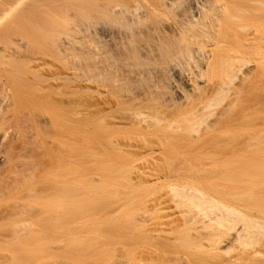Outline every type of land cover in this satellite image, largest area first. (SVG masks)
Here are the masks:
<instances>
[{"label":"bare ground","instance_id":"6f19581e","mask_svg":"<svg viewBox=\"0 0 264 264\" xmlns=\"http://www.w3.org/2000/svg\"><path fill=\"white\" fill-rule=\"evenodd\" d=\"M263 86L264 0H0V221L20 239L80 203L87 128L106 166L131 167L132 151L176 169L257 166ZM179 194L218 223L234 214ZM251 222L237 238L264 233ZM20 243L4 261L37 264Z\"/></svg>","mask_w":264,"mask_h":264},{"label":"rangeland","instance_id":"374dc122","mask_svg":"<svg viewBox=\"0 0 264 264\" xmlns=\"http://www.w3.org/2000/svg\"><path fill=\"white\" fill-rule=\"evenodd\" d=\"M95 72L92 69L90 75L96 77ZM93 76L94 80L97 79L94 82L104 80ZM133 82L129 86L139 81ZM135 85L138 87L139 83ZM92 93L89 92V97L94 99L87 98V104L91 102L96 107V93ZM259 98V119L264 125V86ZM107 118L109 116L104 121L107 122ZM87 129L86 155L92 160L86 157L83 164L82 200L79 204L69 202L68 213L59 214L60 218L57 215L51 217L54 218L51 222L57 220V227L45 226V221H41L42 224L32 225L20 237L23 239L22 249L41 259L37 264H264V233L254 229L256 233L252 230L253 234H245L247 237H236L237 229L247 225L244 220L252 221V226L256 223L250 228L264 225V172L261 174L264 144L260 150V163L255 167L176 169L164 163L146 164L143 162L145 153L140 151L131 152L134 155L130 157L136 159L131 167H112L110 164L106 166L105 161L98 163L96 158L105 155L101 151L98 154L96 142L90 137L94 131ZM96 137L99 138L98 134ZM169 171L173 174L170 175ZM194 189L222 204L223 209L225 205L232 208L233 216L236 212V217L240 214L237 218L242 216L245 219H236L229 213L231 217L225 218V226L224 222L218 223L216 215L219 210L216 209L219 213L213 211L206 215L199 208L191 207L188 198L179 194V191L188 194ZM4 223L0 221V264L7 258L3 259L1 254L12 255L13 244L22 241L18 237L20 233L15 231L17 229L12 234L11 228ZM216 235L220 237H216L219 243L213 238ZM42 244H48L45 253L41 250ZM10 264L31 263L13 258Z\"/></svg>","mask_w":264,"mask_h":264}]
</instances>
